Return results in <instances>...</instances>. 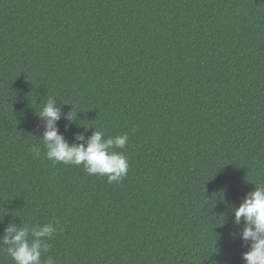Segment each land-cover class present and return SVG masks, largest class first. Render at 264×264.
I'll use <instances>...</instances> for the list:
<instances>
[{
  "label": "trees",
  "instance_id": "obj_1",
  "mask_svg": "<svg viewBox=\"0 0 264 264\" xmlns=\"http://www.w3.org/2000/svg\"><path fill=\"white\" fill-rule=\"evenodd\" d=\"M47 99L70 144L128 134L122 182L46 158ZM255 185L264 0H0V238L58 221L55 264H245Z\"/></svg>",
  "mask_w": 264,
  "mask_h": 264
},
{
  "label": "clouds",
  "instance_id": "obj_2",
  "mask_svg": "<svg viewBox=\"0 0 264 264\" xmlns=\"http://www.w3.org/2000/svg\"><path fill=\"white\" fill-rule=\"evenodd\" d=\"M43 122L44 155L53 163L83 166L89 175L107 177L109 184L120 183L129 170L128 158L124 153L129 136L127 133L115 137H106L103 131L95 129L89 137L77 133L75 143H69L60 133L58 122L63 118L69 124L76 121L77 113L62 112L55 99H47L38 115ZM120 149L121 151H117ZM35 157L41 155L40 148L32 147ZM234 224H243L238 234L248 251L242 259L245 264H264V186H256L249 192L238 208L233 210ZM58 221L33 227L10 224L0 243L6 245L5 251L14 264H55L53 256L42 257L51 250L50 240L57 232ZM233 238L236 233L231 234Z\"/></svg>",
  "mask_w": 264,
  "mask_h": 264
}]
</instances>
